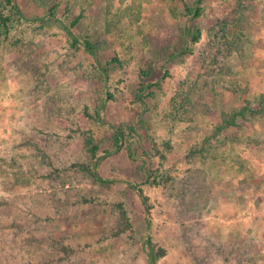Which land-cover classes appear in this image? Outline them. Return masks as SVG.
I'll list each match as a JSON object with an SVG mask.
<instances>
[{"label": "rangeland", "instance_id": "rangeland-1", "mask_svg": "<svg viewBox=\"0 0 264 264\" xmlns=\"http://www.w3.org/2000/svg\"><path fill=\"white\" fill-rule=\"evenodd\" d=\"M13 2L0 264H264V0Z\"/></svg>", "mask_w": 264, "mask_h": 264}, {"label": "trees", "instance_id": "trees-1", "mask_svg": "<svg viewBox=\"0 0 264 264\" xmlns=\"http://www.w3.org/2000/svg\"><path fill=\"white\" fill-rule=\"evenodd\" d=\"M6 2L9 4V5H11L12 7H13V9H15L16 10V12H17V14H19L21 17H23L22 15V12H21V10H20V8L16 5V3H14L13 2V0H6ZM2 20H1V22H2V25L0 26V30H1V28H7V27H9L8 26V22H9V18H5V17H2L1 18ZM65 28H66V26H64ZM69 34L71 35V37H72V44L73 45H81V43H80V41H79V39L75 36V34L73 33V32H71V31H69ZM197 39V38H196ZM223 39L225 40V38L223 37ZM83 45H84V49L89 53V54H91V55H94L95 54V49H94V47L92 46V44L90 43V42H88V41H86V42H84L83 43ZM260 105L261 106H263V108H264V100L262 99V102L260 103ZM116 134L118 135V132L116 131ZM93 152L92 153H94V151H95V148H93V150H92ZM93 176L95 177V179H99V180H101L100 179V177L96 174V173H94L93 172ZM153 258H156V256L158 257V258H162V257H164L165 256V251L163 250V249H161L160 251H159V253L157 254H155L154 252H153Z\"/></svg>", "mask_w": 264, "mask_h": 264}]
</instances>
